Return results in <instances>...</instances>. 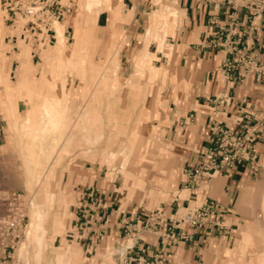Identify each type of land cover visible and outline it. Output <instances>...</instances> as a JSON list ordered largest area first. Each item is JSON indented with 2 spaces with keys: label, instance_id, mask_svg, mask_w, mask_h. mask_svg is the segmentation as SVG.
Here are the masks:
<instances>
[{
  "label": "crops",
  "instance_id": "obj_1",
  "mask_svg": "<svg viewBox=\"0 0 264 264\" xmlns=\"http://www.w3.org/2000/svg\"><path fill=\"white\" fill-rule=\"evenodd\" d=\"M180 6L184 11L182 26L169 38L174 51L170 59L159 53L156 61L167 64L169 80L152 105L154 111L165 107L167 118L154 122L164 133L170 151L183 159L182 179L173 190L178 195L171 203L150 211L136 201L135 190L125 192L123 185L102 173L93 175L91 168L62 177L59 197L63 232L57 240L64 249H72L76 257L92 264H127L126 260L139 256L142 249L147 255L157 254L162 241L145 230L144 224L161 212L164 226L169 225L188 207L200 206L208 199L220 203L229 234L197 229L193 243L183 241L167 247L170 264H219L220 258L228 261L230 245L238 232L235 249L243 256L247 247L244 240L249 239L251 227L264 223V199H257L264 189V72L253 71L242 82L228 78L243 71L239 63L247 57L264 61V14L252 22L246 11H238L232 19L225 5H209L206 0H180ZM121 7L125 13L136 10L123 30L139 35L147 12L144 2L122 0ZM61 22L74 34L75 19L68 6ZM117 23L110 12H103L97 21L99 32L106 30L109 34L110 27ZM65 38L68 44L66 32ZM234 65L236 68L229 71ZM219 95L229 97L230 103H216ZM212 122L236 132L243 131L245 125L257 131V172L237 166L208 181L189 178L188 173L199 166L204 151L212 146L208 128ZM184 193L188 197L182 199ZM112 249L120 250L122 257L108 255ZM111 257L113 260H109Z\"/></svg>",
  "mask_w": 264,
  "mask_h": 264
},
{
  "label": "rangeland",
  "instance_id": "obj_2",
  "mask_svg": "<svg viewBox=\"0 0 264 264\" xmlns=\"http://www.w3.org/2000/svg\"><path fill=\"white\" fill-rule=\"evenodd\" d=\"M168 1L173 3L178 1L179 5L173 16L175 22L169 20L170 29L163 40L164 48L160 49L159 46L162 41L159 44L152 36L146 38L145 33L152 25V15L165 9ZM141 2H144L147 12L144 28L137 35L123 30V24L130 23L133 16L129 20L116 21L118 22L117 27L112 25L109 34L105 32L106 30L99 32L97 21L100 14L103 13L101 10L110 12L114 19L115 10L121 7L122 0L102 1L99 9H95L93 14H98L96 20H93V17L86 11L87 0H65L72 19H75L76 26L81 24L83 17L90 18L87 32L91 40L89 47L85 50L86 65L83 67V77L76 73L72 67V69L68 67L70 64L69 55L67 57L56 55L57 46L53 45L56 39L51 40L50 48L42 52L41 60L35 56V48L32 47L33 43H28V38L26 40L16 39V37L11 39L9 36L12 34L11 23L5 19L6 14L3 12L4 5L1 0L0 16L3 17L4 27L0 28V36L2 35L0 48L5 52L11 65L9 78L13 87H17L20 72L19 54L25 48L29 53L31 72L40 79L47 70V84L43 86L42 92L52 97L60 96L59 88L52 89L56 81L49 71L54 63H57L58 58H61L65 67L63 76L67 79V90L70 97L67 103L70 104V102L75 101L78 105L76 108H82L85 104L84 101L93 102L97 113L100 114V119L96 124L91 118L81 119L76 133L72 137L61 139L59 142L50 143L47 146L46 158L48 160L43 166L36 169L42 171L46 184L36 186L30 184V179L25 174L24 158L20 153L19 133L14 136L12 122L8 120L0 104V220L8 216L10 203L19 207L26 217L22 235L15 251L11 253V257L4 255V249L0 247V264H26L24 257L19 254L18 248L26 240L30 223L29 208L30 210L34 208L35 201L36 203L41 202L45 193L51 194L49 201L46 202L50 223L48 224L49 227L46 226L48 229L46 241L49 245L47 251L42 255L43 262L36 258L35 245L29 247L26 257L30 264H58V258L61 260L60 264H92L83 258L76 257L72 249L70 251L64 249L61 242L57 240L63 232L59 193H61L62 177L65 175H73L80 173L83 169L91 168L90 172L93 175L94 173L97 175L102 173L103 177L123 185L125 192L127 189L129 191L135 190L136 201L150 211L160 208L163 204L171 203L178 195L166 185L169 182L170 174L173 172L176 173L175 183L176 185L179 184L184 168L183 159L178 153L170 151V144L166 141L164 133L159 131L154 122L156 119V121L161 122L167 118L165 107H162L160 111H154L153 108L155 107L152 105L156 99L158 100L169 80L167 64H163V62L156 64L157 57L159 53H163L170 59L174 47L169 38L182 26L184 11L180 6V0H141ZM101 6H104L102 7L104 9ZM64 25L66 26V24ZM65 32L68 47L71 50L74 45L73 29L67 32L66 27ZM52 36L56 38L54 34ZM43 45L45 44L43 43ZM142 57H144L147 67H157L162 72H166L165 80L161 78L150 80L147 71L141 73L142 75L138 74L136 64ZM73 59L72 62L74 63L79 60L78 57H73ZM116 68L117 71H115ZM103 76L107 77V87L98 82V78ZM114 85H116L115 88ZM1 90L5 92L3 86ZM18 102L21 111L24 113L27 110L25 98H19ZM76 108L75 114L80 111ZM119 128L122 130L120 131ZM133 132L138 133L137 138ZM147 141L152 144L148 157L158 164L164 163L165 165L164 171L160 172L156 169L153 175L157 177L145 181V186H143L135 173L138 171L137 163L143 155ZM134 143L135 146H133ZM130 153V164H128L126 163V156H129ZM113 156L116 161L112 159ZM154 180L159 183H155ZM45 186L47 187L44 191ZM186 197H188L187 193L181 196L182 199ZM257 199H264V189L258 193ZM239 237L240 232L237 233V238L230 245L232 255L227 257L228 261L220 258L219 264H261L262 258H264V223L251 227L249 239L244 240L247 247L243 256H239L237 249H235L238 247L237 240L240 239ZM112 253L122 257L120 250L115 252V249H112L108 255ZM111 259L113 260L112 257L109 258V260Z\"/></svg>",
  "mask_w": 264,
  "mask_h": 264
},
{
  "label": "bare ground",
  "instance_id": "obj_3",
  "mask_svg": "<svg viewBox=\"0 0 264 264\" xmlns=\"http://www.w3.org/2000/svg\"><path fill=\"white\" fill-rule=\"evenodd\" d=\"M102 1L104 0H87L86 11L90 14L91 17H93V20H96L98 17V14H93L95 9H99V5ZM178 5V1L174 3L168 1L166 2L165 9H163L161 12H157L151 17L152 25L146 30L145 36L146 38H149L151 36L154 37L156 41L159 42V44L162 41L159 46L160 49L164 48L163 40L170 29L169 20L171 22H175L173 16L174 13H176V11L178 10ZM102 7L104 6H101V8ZM98 12L100 11L98 10ZM101 12H104V10H101ZM135 12L136 10L134 9L125 13L124 9L120 7L115 10L114 20H129L135 14ZM89 24L90 18L83 17L81 24L74 27V45L71 50L69 49L65 38L66 26L61 22H56L53 25V28L55 26L56 32V55L60 57H67L69 55L70 64L68 67H72L73 70L76 71V73L82 75L83 77V67L86 65V60L84 58L85 50L87 47H89L91 40L87 32ZM3 27V17L0 16V28ZM1 40L2 35L0 36V44ZM19 55L20 56L18 60L20 64V72L18 74L17 87L14 88L9 78L11 65L8 62V57L6 56L5 52L0 48V104L8 120L12 122V131L14 133V136L16 135V133H19L20 153L24 158L25 174L27 177H29L30 184H35L36 186H44L46 182L44 180L42 171H37L36 169L43 166V164H45L48 160L46 158V150H48L47 146L50 143L55 144L61 139H68L72 137L76 133L81 119L87 120L91 118L95 124L98 123L100 114L97 113L96 106L93 102L84 101L85 104H83L84 107L81 106L82 108H76L78 105L75 101H72V103L70 102V104L67 103L70 97L68 96L69 94L67 90V79L63 76V69L65 67L61 61V58H58L57 63H54V65L51 67V70L49 71L56 81V84L52 86V89L56 90L59 88V90L61 91L60 96L52 97L49 95H45L42 92L43 86L47 84V70L45 72L46 74L42 75L40 79H38L36 75L31 72L29 66L30 58L27 49L23 48L21 54ZM115 55L117 54L115 53ZM73 57L79 58L77 63L72 62V60H74ZM136 68L138 74L147 71L148 78L150 80H156L158 78L165 80L167 76L166 72H162L157 67H147L145 65L144 57L138 60ZM115 71H117V68ZM98 80L99 84L107 87L108 80L106 76H103L102 78L99 77ZM2 86L5 88V92L1 90ZM115 86L116 85H114V88ZM19 98H25V106L27 107V110L24 113L21 111V107L18 102ZM75 108L80 110L77 111L76 114L74 112ZM122 128H119V130L121 131ZM133 134L135 138H137L138 133L135 134L133 132ZM99 136L102 135L99 134ZM133 146H135V143L133 144ZM151 146L152 144L147 141L145 144V148L143 149V155L137 163L138 171L135 173V175L139 177V181L142 182L143 186H145V181L151 180L153 178L155 179L157 177L153 175L156 169L160 172L164 171V163L158 164L148 157L149 152H151ZM127 156L126 163L130 164L131 153L128 157ZM112 159H115V157L113 156ZM175 179L176 173L173 172L172 174H170L169 182L166 185L167 188L176 190L177 185L175 183ZM154 182L159 183L157 180H154ZM46 187L47 186L44 187V191ZM49 197H51V194L45 193L41 202L36 203L35 201L34 208H32L31 210L29 208L28 215L30 218V223L28 225L26 240L21 243L18 248V252L22 257H24L26 264H30V261L26 257L27 252L30 249L29 247L35 245L36 258L40 262H43L42 255L48 249L49 244L46 241V235L48 234L47 227H49L48 224L50 223L48 219L49 214L46 202L49 201ZM1 210L3 211V209ZM60 261L61 260L58 258V264H60Z\"/></svg>",
  "mask_w": 264,
  "mask_h": 264
},
{
  "label": "built area",
  "instance_id": "obj_4",
  "mask_svg": "<svg viewBox=\"0 0 264 264\" xmlns=\"http://www.w3.org/2000/svg\"><path fill=\"white\" fill-rule=\"evenodd\" d=\"M4 5L5 19L11 23L12 34L10 38H28V43H33L35 56L41 60V53L51 46V40L56 39L53 25L61 22L65 16L67 6L64 0H2ZM209 5H225L231 13L230 18L240 11H246L249 19L253 22L264 14V0H206ZM233 12V13H232ZM252 29H248V34ZM43 43L45 45H43ZM243 71L237 77L228 75L232 82H242L245 77L253 72H264V61L258 58H245L241 63ZM229 66V65H228ZM236 66H231L230 70ZM230 98L225 95L216 97L215 102L228 105ZM212 133V146L203 153L201 162L197 168L190 171L188 176L191 180L208 181L214 176L242 166L252 172L259 169V150L257 147V131L245 125L243 131L236 132L222 126L219 122H212L208 126ZM223 208L215 200H206L200 206L188 207L186 212L177 219H172L171 224L164 226L165 219L158 212L143 228L154 232L162 241L159 252L155 255H147L142 249L141 254L129 257L127 264H170L166 256L168 246H177L181 242L193 243L195 231L206 228L210 234H229V229L222 220ZM8 216L0 220V247L4 249V255L11 257L22 235L25 214L19 207L10 203Z\"/></svg>",
  "mask_w": 264,
  "mask_h": 264
}]
</instances>
